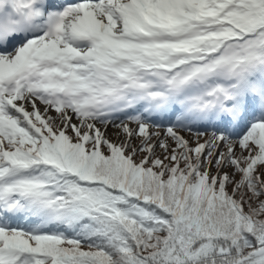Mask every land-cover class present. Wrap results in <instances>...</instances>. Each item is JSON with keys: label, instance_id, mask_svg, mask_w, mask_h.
Instances as JSON below:
<instances>
[{"label": "snow or ice", "instance_id": "1", "mask_svg": "<svg viewBox=\"0 0 264 264\" xmlns=\"http://www.w3.org/2000/svg\"><path fill=\"white\" fill-rule=\"evenodd\" d=\"M0 264H264V0H0Z\"/></svg>", "mask_w": 264, "mask_h": 264}]
</instances>
